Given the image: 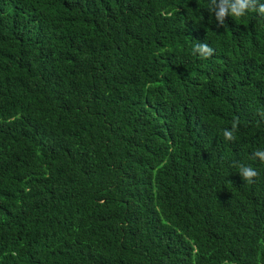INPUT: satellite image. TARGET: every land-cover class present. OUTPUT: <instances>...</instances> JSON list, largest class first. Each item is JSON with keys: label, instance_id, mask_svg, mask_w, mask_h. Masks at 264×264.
Masks as SVG:
<instances>
[{"label": "trees", "instance_id": "obj_1", "mask_svg": "<svg viewBox=\"0 0 264 264\" xmlns=\"http://www.w3.org/2000/svg\"><path fill=\"white\" fill-rule=\"evenodd\" d=\"M210 7L0 0V264H264V16Z\"/></svg>", "mask_w": 264, "mask_h": 264}, {"label": "clouds", "instance_id": "obj_2", "mask_svg": "<svg viewBox=\"0 0 264 264\" xmlns=\"http://www.w3.org/2000/svg\"><path fill=\"white\" fill-rule=\"evenodd\" d=\"M215 13L218 26H225V18L231 15L236 18L243 17L248 11H256L259 15L264 16V3H258V0H211V7L209 9ZM213 49L207 43H200L194 47V52L198 53L202 58H209L213 55ZM238 120L233 122L232 129H225L223 132L226 141H233L235 139L234 131L238 126ZM264 162V150H259L255 154ZM240 173L245 181L251 182L257 176L256 170L251 166L240 165Z\"/></svg>", "mask_w": 264, "mask_h": 264}]
</instances>
